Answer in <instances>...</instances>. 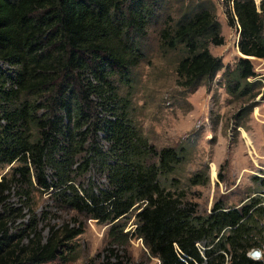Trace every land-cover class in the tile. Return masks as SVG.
I'll return each instance as SVG.
<instances>
[{"label": "trees", "instance_id": "obj_1", "mask_svg": "<svg viewBox=\"0 0 264 264\" xmlns=\"http://www.w3.org/2000/svg\"><path fill=\"white\" fill-rule=\"evenodd\" d=\"M225 1H230L227 23L237 24L241 54L232 65L207 47L220 44L222 36L206 8L161 28L160 40L168 48L184 46L175 65L178 84L191 86L223 67L227 92L252 97L258 81L248 79L255 75L249 57L264 58V0L258 5ZM154 4L0 0V61L9 66H0V163L18 162L9 176L0 177V264L64 259L66 241L81 231L48 225L43 237L33 217L12 228L10 214L21 213L5 205L2 194L12 181L36 185L61 204L109 222V243L122 241L124 220L133 213L131 234L159 264H264L247 253L263 239L264 176L256 180L260 194L239 205L217 199L201 213L173 176L185 147H154L118 104L111 76L127 81L130 67L142 57L139 39ZM91 165L104 172L105 185L75 183ZM207 180L205 169L186 177L187 184Z\"/></svg>", "mask_w": 264, "mask_h": 264}, {"label": "rangeland", "instance_id": "obj_2", "mask_svg": "<svg viewBox=\"0 0 264 264\" xmlns=\"http://www.w3.org/2000/svg\"><path fill=\"white\" fill-rule=\"evenodd\" d=\"M254 2L258 5L259 0ZM228 7L230 1L225 0H155L144 35L139 39L142 57L130 67L127 81L117 74L111 76L120 99L118 104H124L127 118L149 143L156 148L185 147V157L173 176L178 178L185 198L201 213L208 211L217 199L226 205H239L250 196L260 194L256 180L264 176V58L249 57L255 75L248 79L258 81L252 97L227 92L221 75L223 67L191 86H183L176 82L175 65L185 54L184 46L178 43L172 48L165 47L159 32L164 26L206 8L214 14L222 36L220 44L208 42L207 47L223 64L232 65L241 54L236 46L237 24L227 23ZM0 66L9 67L2 61ZM19 97L31 99L32 94L20 93ZM100 142L103 148L107 146L102 139ZM17 163H0V177L9 176ZM199 169L207 171L208 180L187 184L186 177ZM45 172L50 174L48 166ZM88 180L99 187L106 183L104 172L93 165L78 175L75 183L80 181L84 185ZM2 194H6L5 205L21 213L10 214L14 216L12 228L24 225L31 217L43 237L48 225L80 226L81 231L66 241L67 246L63 248L66 258L55 257L39 264H158L141 240L131 234L133 213L124 220L122 230L127 234L122 241L109 243V222L98 221L61 204L49 191L40 190L36 185L12 181ZM260 222L264 224V219ZM258 248V257L264 259V230Z\"/></svg>", "mask_w": 264, "mask_h": 264}, {"label": "water", "instance_id": "obj_3", "mask_svg": "<svg viewBox=\"0 0 264 264\" xmlns=\"http://www.w3.org/2000/svg\"><path fill=\"white\" fill-rule=\"evenodd\" d=\"M237 32H238V31H237ZM247 57H249V56H247ZM247 253H248V255H250V256L256 258V257L259 256L260 251H259V248H258V247H253V248H251L250 250H248ZM158 264H159V262H158Z\"/></svg>", "mask_w": 264, "mask_h": 264}]
</instances>
